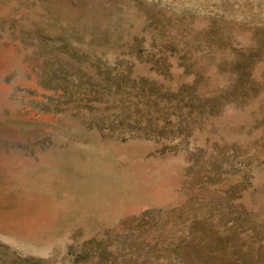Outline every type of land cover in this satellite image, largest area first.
Listing matches in <instances>:
<instances>
[{
    "label": "rangeland",
    "instance_id": "obj_1",
    "mask_svg": "<svg viewBox=\"0 0 264 264\" xmlns=\"http://www.w3.org/2000/svg\"><path fill=\"white\" fill-rule=\"evenodd\" d=\"M0 264H264V0H0Z\"/></svg>",
    "mask_w": 264,
    "mask_h": 264
}]
</instances>
